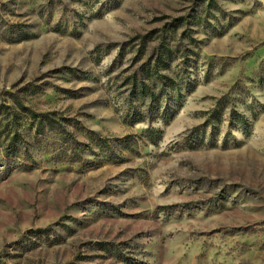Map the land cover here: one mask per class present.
<instances>
[{
  "label": "rangeland",
  "instance_id": "374dc122",
  "mask_svg": "<svg viewBox=\"0 0 264 264\" xmlns=\"http://www.w3.org/2000/svg\"><path fill=\"white\" fill-rule=\"evenodd\" d=\"M15 96L84 152L2 137L0 264H264V0H0Z\"/></svg>",
  "mask_w": 264,
  "mask_h": 264
},
{
  "label": "trees",
  "instance_id": "16d2710c",
  "mask_svg": "<svg viewBox=\"0 0 264 264\" xmlns=\"http://www.w3.org/2000/svg\"><path fill=\"white\" fill-rule=\"evenodd\" d=\"M165 57L170 56V52L168 49L163 50V54ZM158 63H164V59L159 57L157 60ZM146 76V80L150 79L152 80L153 77L157 80H163V77L160 76L158 73L155 75L150 74V70H143ZM143 73H136L134 77L133 82V96H136L144 102L146 98H151V108L154 109L153 105L159 104V98L156 97L155 94L151 91L150 87L146 82H144V78L141 79V76ZM164 82H162L163 84ZM166 85V84H165ZM14 104L16 105V108L19 110H11L9 107H4L1 109H4L6 112V116L11 117V123L9 121V118H0V141L2 140V137L4 136V140L8 141L6 144L7 147V154H5L4 158H2L3 161L12 160L15 159H25L26 161H32L31 152L28 150V144L25 141L26 137H30L32 140H36L38 143V146H46L49 141V135L53 132L57 133L61 138L65 141V143L68 144L70 152L74 155L79 156L84 152L83 146L84 144L82 142H78L74 138H62V135H68L64 129V126L61 125L60 121L50 118L48 114H38L31 109L25 108L22 101L18 96L13 97ZM156 109V108H155ZM143 116V115H141ZM36 122V123H34ZM36 124V125H35ZM35 125V126H34ZM35 131V134L33 133ZM155 130H150V134L152 135ZM94 135V134H91ZM96 139V138H95ZM98 146L108 147L106 140L103 139H97ZM67 150V149H66ZM1 157V153H0ZM0 159V163L2 161Z\"/></svg>",
  "mask_w": 264,
  "mask_h": 264
}]
</instances>
